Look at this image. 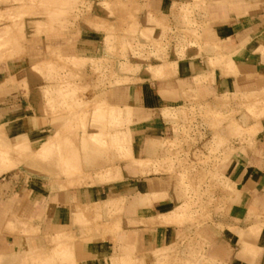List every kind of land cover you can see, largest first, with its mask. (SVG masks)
I'll use <instances>...</instances> for the list:
<instances>
[{
	"label": "crops",
	"instance_id": "obj_1",
	"mask_svg": "<svg viewBox=\"0 0 264 264\" xmlns=\"http://www.w3.org/2000/svg\"><path fill=\"white\" fill-rule=\"evenodd\" d=\"M212 1L223 5L210 8V19H197L203 23L198 33L202 49L191 48L176 58L172 52L173 75L146 73L137 81L112 85L104 79L88 82L95 96L128 121L121 131L131 156L148 160L149 167L140 169L118 150L99 148L85 137L88 143L80 138L79 149L94 146L103 152L99 159L81 150L92 184L50 189L42 178L26 177L20 169L0 174V258L51 251L57 247L51 240L66 237L75 264H264V115L251 120L242 110L235 117L244 129L256 125L255 134L250 145L243 142L220 166L227 187L216 193L222 203L210 219L167 224L159 218L181 207L185 195L166 167L154 165L167 156L166 142L174 138L173 111L209 104L227 114L264 88V0ZM186 2L140 0L146 15L167 16L173 25H179L174 4ZM14 7L0 0V19H10ZM7 26L0 22V29ZM48 50L67 59L106 54L104 36L92 30L34 34L24 42L22 55L8 58L1 52L0 136L5 142L48 119L39 71L49 60ZM223 100L230 106L219 108ZM99 132L93 128L88 133ZM111 165L119 177L99 181L96 173ZM111 212H119V218H110ZM255 224L261 226L257 234L249 231Z\"/></svg>",
	"mask_w": 264,
	"mask_h": 264
},
{
	"label": "rangeland",
	"instance_id": "obj_2",
	"mask_svg": "<svg viewBox=\"0 0 264 264\" xmlns=\"http://www.w3.org/2000/svg\"><path fill=\"white\" fill-rule=\"evenodd\" d=\"M10 2L15 5L10 9V19H0V22H8L7 27L0 29V53H6L5 57L22 55L24 42L34 34L92 30L104 36L106 54L100 59H67L48 50L49 60L39 68L45 80L42 87L43 110L48 119L30 125L25 134L12 141L5 142L0 136V174L20 169L26 177L36 175L42 178L50 189H68L95 182L84 167L81 150L99 159L103 153L99 148L118 150L122 158L131 156L129 139L121 131L128 121L120 113L122 118H116L121 122L118 123L124 122L121 120L127 123L119 127L111 114L115 109H109L99 96H95L88 82L104 79L112 85L137 81V77L146 73L159 78L173 75L172 52L177 53L174 55L176 58L184 57L191 48L201 50L198 33L203 23L197 19H210V8L223 5L212 0L175 3L173 13L179 19V25H173L167 16L146 15L140 0ZM250 97L241 100V109L230 107L227 114L209 104H192L189 108L173 111L171 117L176 122L174 138L166 142L169 148L167 156L154 165L160 169L166 167L185 195L181 207L159 217L162 223L181 220L199 224L220 209L222 199L216 193L227 187L220 176V166L241 150L243 142L250 145L256 129V125L244 129L235 117L242 110L244 117L251 120L264 115L261 99L255 105L256 101L252 102ZM223 101L219 108L230 106L226 100ZM251 102L254 106L249 104ZM93 128L101 132L89 134ZM85 137L99 148L79 149L80 138L81 143L87 145ZM104 153L107 155L106 151ZM141 161L143 163L138 167L145 169L143 166L146 161L149 165L148 160ZM119 174L118 168L111 165L97 172L95 177L99 181H108ZM108 204L115 205L113 201ZM119 216V212L109 215L112 219ZM260 228L255 224L249 231L257 234ZM51 241L57 242L54 250L0 258V264H75L68 238ZM156 264L165 262L158 260Z\"/></svg>",
	"mask_w": 264,
	"mask_h": 264
},
{
	"label": "bare ground",
	"instance_id": "obj_3",
	"mask_svg": "<svg viewBox=\"0 0 264 264\" xmlns=\"http://www.w3.org/2000/svg\"><path fill=\"white\" fill-rule=\"evenodd\" d=\"M1 84V83H0ZM252 94H249V95H251V101L252 102H255V105H258V104H256V103H258V101H260V99H261V101L264 103V101L262 100V99H264V88H262V89H260V91H258V92H251ZM242 94V93H241ZM247 94V93H246ZM247 101V100H246ZM249 101V100H248ZM244 102V101H243ZM252 102L251 103H249V104H252ZM245 103V102H244ZM253 105V104H252ZM251 105V106H252ZM254 106V105H253ZM128 110H130V108H128ZM264 112V111H263ZM113 113V115H112V117H113V119L115 120L114 122H117L116 124L118 125L119 123H121V122H119V120H116V118L117 119H121L122 117L120 116V113L121 112H118V110H112V112H111V114ZM112 117H111V119H112ZM115 117V118H114ZM128 118H130V116L128 117L127 116V120H128ZM121 121H124L123 123L125 124V120H121ZM119 122V123H118ZM111 123H112V126H115V123H114V125H113V121H111ZM122 123V124H123ZM127 123V122H126ZM122 124H119L118 126L120 127V126H122ZM234 124V123H233ZM117 126V127H118ZM116 127V126H115ZM153 143V142H152ZM147 150V149H146ZM129 160L132 162V164L133 165H136V166H141L142 164H140V163H143V161H141V160H137V159H134L132 156H130L129 157ZM147 162V161H146ZM146 162H145V166H143L144 168L145 167H147V165H146ZM149 167V166H148ZM140 169H141V167H139ZM153 169V168H152ZM155 169H157V168H155ZM147 170V169H146ZM156 171V170H155ZM120 175V174H119ZM119 175H117V177H119ZM117 177H115V178H117ZM122 180V179H121ZM117 181V180H116ZM172 264V263H171Z\"/></svg>",
	"mask_w": 264,
	"mask_h": 264
}]
</instances>
